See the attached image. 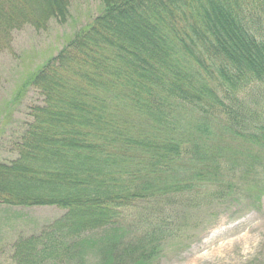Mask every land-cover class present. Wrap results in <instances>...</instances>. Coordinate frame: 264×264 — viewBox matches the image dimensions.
<instances>
[{"label":"trees","instance_id":"trees-1","mask_svg":"<svg viewBox=\"0 0 264 264\" xmlns=\"http://www.w3.org/2000/svg\"><path fill=\"white\" fill-rule=\"evenodd\" d=\"M101 1L14 90L15 103L30 89L41 101L17 156L0 162V203L63 211L14 238L15 264L80 255L94 230L106 262L149 264L189 237L181 231L197 208L261 190L264 0ZM68 4L0 0V53L13 29L64 21Z\"/></svg>","mask_w":264,"mask_h":264},{"label":"rangeland","instance_id":"rangeland-1","mask_svg":"<svg viewBox=\"0 0 264 264\" xmlns=\"http://www.w3.org/2000/svg\"><path fill=\"white\" fill-rule=\"evenodd\" d=\"M101 8V0H69L64 21L50 18L43 27L28 23L10 32L9 47L0 53V162L17 156L16 143L30 121L29 108L41 101L38 92L30 89L15 103L14 90L28 71L55 55ZM260 27L264 33V14ZM262 182L261 190L245 192V197L233 201L230 207L212 203L197 208L181 231L189 237L181 235L175 238L179 241L167 242L162 253L149 264H264ZM165 208L185 211L180 205ZM138 211L134 214L136 217L147 215L144 207ZM62 213L52 206L19 207L0 203V264H15L10 256L11 244L17 235L38 234ZM85 234L80 255L63 261L49 259L43 264H110L101 251L107 244L103 232L94 230Z\"/></svg>","mask_w":264,"mask_h":264}]
</instances>
